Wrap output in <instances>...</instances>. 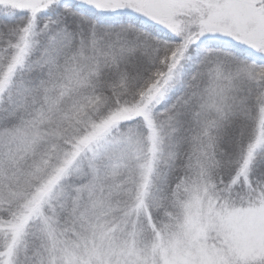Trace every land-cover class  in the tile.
I'll list each match as a JSON object with an SVG mask.
<instances>
[{"label": "snow or ice", "instance_id": "snow-or-ice-1", "mask_svg": "<svg viewBox=\"0 0 264 264\" xmlns=\"http://www.w3.org/2000/svg\"><path fill=\"white\" fill-rule=\"evenodd\" d=\"M0 264H264V0H0Z\"/></svg>", "mask_w": 264, "mask_h": 264}]
</instances>
